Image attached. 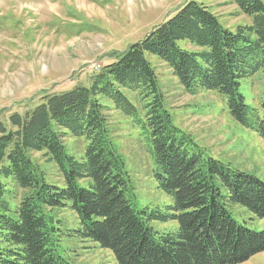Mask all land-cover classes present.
<instances>
[{
    "label": "trees",
    "instance_id": "obj_1",
    "mask_svg": "<svg viewBox=\"0 0 264 264\" xmlns=\"http://www.w3.org/2000/svg\"><path fill=\"white\" fill-rule=\"evenodd\" d=\"M232 1L252 18L251 25L232 32L203 0H190L117 62L104 66L91 87L47 94L35 110L0 118V228L6 244L0 264H68L57 253L60 240L51 217L68 203L80 224L72 232L112 251L118 264H242L264 253V231L239 225L228 210L240 205L264 219V182L190 147L146 58L148 53L167 63L187 91L197 87L225 97L231 116L264 141V97L261 109L253 108L240 92L242 80L264 70V1ZM181 41L199 50L182 49ZM123 89L144 102L153 176L174 199L175 232L159 235L149 224L168 217L136 207L135 187L99 100L107 98L133 116L137 108ZM67 133L88 142L81 160L67 153ZM30 152L54 162L66 186L49 184ZM86 179L91 183L80 187L78 180ZM6 181L25 192L15 207L6 200L11 197Z\"/></svg>",
    "mask_w": 264,
    "mask_h": 264
},
{
    "label": "rangeland",
    "instance_id": "obj_2",
    "mask_svg": "<svg viewBox=\"0 0 264 264\" xmlns=\"http://www.w3.org/2000/svg\"><path fill=\"white\" fill-rule=\"evenodd\" d=\"M190 0H0V118L15 112L33 111L47 94H61L79 85L91 87L104 66L117 62L129 48L143 41L158 26L173 18ZM264 1V0H263ZM220 23L237 32L252 24L232 0H203ZM182 49L198 51L188 41ZM154 67L165 106L174 125L186 135L190 147L204 157L228 168L253 175L264 182V141L252 129L238 123L230 114L225 97L197 87L187 91L167 63L146 53ZM124 94L137 113L127 116L107 98L99 97L108 118L116 151L125 162L135 187L139 210H159L167 221L153 220L159 235L177 231L171 219L174 199L158 188L150 133L145 124L146 110L141 97L128 89ZM240 92L247 105L261 109L264 97V70L241 81ZM69 155L81 160L88 142L70 133L64 137ZM49 184L65 187V179L54 162L43 153L30 152ZM7 182L13 207L24 196ZM5 182V183H6ZM89 179L78 180L87 187ZM233 219L256 232L264 231V219L247 208L232 205ZM60 240L57 253L68 264H118L112 251L92 241H83L73 230L80 228L78 215L71 208L51 212ZM0 228V253L6 247ZM1 258V257H0ZM242 264H264V253Z\"/></svg>",
    "mask_w": 264,
    "mask_h": 264
}]
</instances>
